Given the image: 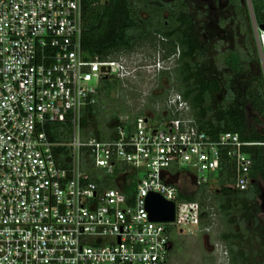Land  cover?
I'll return each instance as SVG.
<instances>
[{"label": "built area", "instance_id": "1", "mask_svg": "<svg viewBox=\"0 0 264 264\" xmlns=\"http://www.w3.org/2000/svg\"><path fill=\"white\" fill-rule=\"evenodd\" d=\"M105 1L0 0V264H170V230L193 235L202 221L201 204L180 199L183 174L211 190L226 156L234 165L228 186L244 192L253 183L245 148L264 143L200 130L177 92L164 120L122 116L113 139H83L82 112L97 103L103 80L139 76L133 61L88 58L83 50L88 5ZM253 21L264 60V31ZM68 118L72 140L52 142L49 124ZM63 146L70 167L59 162ZM85 162L108 181L95 183ZM152 194L175 204L174 222L151 219Z\"/></svg>", "mask_w": 264, "mask_h": 264}, {"label": "trees", "instance_id": "2", "mask_svg": "<svg viewBox=\"0 0 264 264\" xmlns=\"http://www.w3.org/2000/svg\"><path fill=\"white\" fill-rule=\"evenodd\" d=\"M229 1L235 8L236 16H243L241 0ZM251 4L254 20L260 27L264 25V0H251ZM250 33L251 30H248L247 36ZM82 40L87 57L99 60L118 59L121 55L134 53L147 44L161 46L165 52L164 59L177 58L174 71L162 72V75L167 76L169 82L175 81L179 84L177 92L188 103V119L196 127L214 138L232 132L239 134L244 142L264 143V132L257 129V124L249 122L248 113V110L254 112L255 122L263 123L264 74L260 73L248 82L250 85L247 86L243 98L234 93V78L250 69L251 66L246 67L245 64L252 61L253 54L250 51L249 56L245 57L238 50L232 51L226 55L224 62L230 74H223L222 77L216 75L209 60L203 62L207 58L208 46L202 41L196 20L184 0H106L96 6L89 4L84 16ZM115 81L118 82L112 78L104 79L97 93V103L83 110V139L111 140L121 124L120 117L128 116L133 123L138 117L145 116L144 110L133 113L124 102L108 111V105L115 101L111 98ZM221 93L226 95L218 102L217 95ZM127 95L130 94L122 96ZM155 114L156 119H165L163 114ZM168 117H172L171 114ZM92 128L95 130L89 131ZM73 134L74 125L70 118L48 126L49 138L57 144L69 143ZM245 151L253 159V183L248 190L240 192L228 186L234 182V165L226 156L218 172L219 190L211 192L209 186L191 192L180 189L189 202L201 204L202 228L209 225L208 222H203L205 216L219 213L230 225L255 221L264 234V228L258 223L260 208L256 202L264 186V146H252L245 148ZM56 153L62 167L71 166L70 148L57 147ZM82 167L95 183L102 185L108 181L90 162H85ZM246 231L230 230L222 236V240L227 243L231 264H248L245 249H238L235 245L237 241L244 240ZM262 244L264 248V242ZM235 252L238 256H235Z\"/></svg>", "mask_w": 264, "mask_h": 264}, {"label": "rangeland", "instance_id": "3", "mask_svg": "<svg viewBox=\"0 0 264 264\" xmlns=\"http://www.w3.org/2000/svg\"><path fill=\"white\" fill-rule=\"evenodd\" d=\"M172 2L175 0H163ZM188 6L191 15L196 20L197 31L202 37V41L208 46L207 58L214 73L220 77L223 74H230V70L225 67V57L232 51L238 50L249 56V52L253 54L251 62L246 65L251 66L246 73L236 76L234 81V93H238L243 98L246 94V88L250 84V80L260 73L264 74V60L260 49V37L258 30L254 24V18L247 0H241L243 16H236V11L229 0H184ZM103 4V3H102ZM249 11V12H246ZM167 16V13H165ZM145 17V15H144ZM248 30H251L247 36ZM253 37V41H252ZM161 46L147 44L139 50L131 54H123L119 58H124L130 62H135L139 67V76L136 79L128 81L114 82L111 98L115 100L110 103L108 111L111 107L118 106L123 102L129 107L133 113L140 110L145 111V116L154 118L156 113L166 115V101L172 92H177L179 84L177 82H169L167 76L162 72L174 71L177 58L171 57L164 59V50ZM257 55V56H256ZM162 60L164 70L158 66V61ZM133 64V63H132ZM133 64V65H135ZM154 65V68L148 66ZM116 80V79H114ZM249 82V83H248ZM130 94L123 97L124 94ZM178 93V92H177ZM225 93L217 95V101L220 102L225 97ZM249 122L256 125L257 129L264 132V121L262 124L255 122L254 112L248 110ZM190 109L184 114L188 118ZM109 115V114H108ZM152 124L158 123L159 119H152ZM95 128L89 129L93 131ZM143 178L140 175L139 180ZM182 190L189 192L197 190L194 182L186 174L177 180ZM219 186L215 185L210 190L216 192ZM180 199L188 201L185 195L180 192ZM257 204L260 208L258 214V223L264 228V186L262 194L257 198ZM213 212V211H212ZM208 226L202 228L193 227V235H180L176 230L171 233L170 239L174 245L172 252V262L170 264H231L227 243L222 240L224 233L233 230V232L246 231L243 241L235 243L238 249L243 248L248 256V264H264V248H263V231L258 228L255 221L243 222L239 224L226 223L218 213L203 219ZM189 227L184 226V232ZM235 256H238L235 252Z\"/></svg>", "mask_w": 264, "mask_h": 264}, {"label": "water", "instance_id": "4", "mask_svg": "<svg viewBox=\"0 0 264 264\" xmlns=\"http://www.w3.org/2000/svg\"><path fill=\"white\" fill-rule=\"evenodd\" d=\"M264 31V25L260 26ZM106 71L105 68L102 70ZM147 207L150 217L153 221L157 222H174L175 221V204L167 202L161 196L152 194L147 199Z\"/></svg>", "mask_w": 264, "mask_h": 264}]
</instances>
